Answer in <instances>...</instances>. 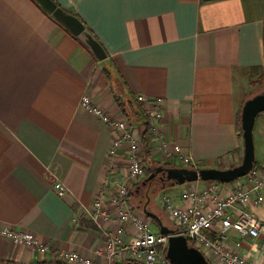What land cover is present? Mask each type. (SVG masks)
Instances as JSON below:
<instances>
[{"label": "crops", "instance_id": "0c3cea01", "mask_svg": "<svg viewBox=\"0 0 264 264\" xmlns=\"http://www.w3.org/2000/svg\"><path fill=\"white\" fill-rule=\"evenodd\" d=\"M53 1L83 24L105 58L34 0H0V226L34 233L53 250L43 259L0 237V264H66L55 254L60 249L102 263L94 251L116 225L97 226L81 213L127 174L128 161L124 151L108 158L116 133L81 109L84 96L126 119L119 101L130 113L135 101L161 100L162 130L190 153L195 168L227 169L243 155L238 114L245 101L238 84L264 68V0ZM262 115L254 128L258 166L264 163ZM144 146L148 169L166 166ZM58 181L69 190L64 197L54 189ZM142 181L132 202L158 192L152 203L161 212V196L185 207L193 203L182 199L185 191L202 192L211 183L177 188ZM238 184L248 178L219 186L229 193ZM251 210L264 219V206ZM227 244L264 264L260 241L231 232Z\"/></svg>", "mask_w": 264, "mask_h": 264}, {"label": "built area", "instance_id": "2783aa9c", "mask_svg": "<svg viewBox=\"0 0 264 264\" xmlns=\"http://www.w3.org/2000/svg\"><path fill=\"white\" fill-rule=\"evenodd\" d=\"M140 102L145 105V115L149 119L147 144L151 147V156L153 154L175 167L195 168L190 153L162 130L163 102ZM80 107L116 133L108 158L114 159L124 151L128 161L127 174L114 180L111 188L106 186L81 213L97 226L109 222L116 225L106 243L94 251L95 258L102 260L101 264H171L166 257L168 237L154 233L152 219L131 200L132 187L146 177L148 169L147 148L140 129L134 127L128 118L110 115L95 105L89 96L81 99ZM246 177L247 185L238 184L229 193L217 182H211L202 192L196 189L185 191L182 199L193 201L185 207L179 206L170 196L163 195L159 199L160 207L172 221L176 233L184 235L189 244L207 259L213 256V262L209 261L211 264H262L233 252L227 244L230 233L234 232L241 238L260 241L264 250V219L258 218L251 210L264 206V163ZM54 189L60 197L69 192L61 181L55 184ZM0 237L35 250L43 259H49L53 251L50 244L43 243L31 232L0 226ZM55 254L66 264H95L93 258L71 250L60 249Z\"/></svg>", "mask_w": 264, "mask_h": 264}, {"label": "water", "instance_id": "95a60500", "mask_svg": "<svg viewBox=\"0 0 264 264\" xmlns=\"http://www.w3.org/2000/svg\"><path fill=\"white\" fill-rule=\"evenodd\" d=\"M44 12L54 14L64 21L75 34L86 36L87 44L99 59L105 58L102 48L84 31L83 24L75 18L63 15V12L53 0H34ZM264 114V93H259L247 99L241 111V130L243 139V158L240 165L227 168H201L190 169L187 167H156L151 175L143 182L151 183L159 179L169 186H183L185 184L203 182H217L231 184L248 176L255 168L256 149L254 140V128L259 115ZM143 212L159 226V233L168 237V246L166 257L171 264H211L207 257L197 248L189 244L184 235H179L176 230L165 225L162 218L148 209L147 205L143 207ZM125 264H140L136 262H127Z\"/></svg>", "mask_w": 264, "mask_h": 264}, {"label": "rangeland", "instance_id": "374dc122", "mask_svg": "<svg viewBox=\"0 0 264 264\" xmlns=\"http://www.w3.org/2000/svg\"><path fill=\"white\" fill-rule=\"evenodd\" d=\"M251 73L252 74H250V75H246V76L242 77L241 80H240V83L238 84V90H239L240 94L243 95L244 101H246L247 99L253 97L256 94L264 93V72H263V70H261L259 73L258 72L255 73L254 71H252ZM261 117L263 118L264 115H262ZM147 149L150 150V148H147ZM150 157H151V155H150ZM242 158H243V155H242ZM242 158L240 159V161L238 163L233 164L231 167L240 165L241 162H242ZM147 160H149V156H148ZM151 160H152V158H151ZM156 183L158 184V182H156ZM177 188H181V187L179 186ZM132 193L135 195V186L132 187ZM157 194H158V192H156L152 196V199H151L152 201H155V198H156ZM152 201H151V203H152ZM151 203L149 204L148 209L150 211L158 213L160 215V217L162 218L164 224L169 226L170 228H173L174 227L173 223L169 219L167 214L164 213L163 211L162 212L159 211L158 208H156V206L154 205L155 204L154 202L152 203L153 206H152ZM134 204H135L136 207H139L140 209H143L144 203H142L141 206H139L140 204L138 202H135ZM152 223H153L152 231L154 233L158 234L159 233L158 224L154 220H152Z\"/></svg>", "mask_w": 264, "mask_h": 264}, {"label": "trees", "instance_id": "16d2710c", "mask_svg": "<svg viewBox=\"0 0 264 264\" xmlns=\"http://www.w3.org/2000/svg\"><path fill=\"white\" fill-rule=\"evenodd\" d=\"M263 72H264V68H263ZM119 101V100H118ZM135 105H136V108L133 112H130L128 113L125 109V105L122 104L120 101H119V106L123 109V112H124V115L128 117V119L132 122V119H134V121L140 126V131H141V135H142V140L144 143L147 144L148 142V128H149V119L147 118V116L145 115V105L143 103H141L140 101H135L134 102ZM244 104V103H243ZM243 107V106H242ZM241 111L239 112L238 114V129H239V132L240 134H242V130H241ZM133 123V122H132ZM134 124V123H133ZM166 166L165 167H169V168H172V167H175V166H172L170 164H165ZM235 167V166H234ZM258 167V164L255 163V168ZM187 168H190V169H201V168H194V167H187ZM232 168V167H231ZM218 169H224L222 167H218ZM153 169H147V172H146V177L143 179V182L151 175ZM153 182V181H152ZM151 182V183H152ZM203 182V181H202ZM223 184V183H222ZM156 192L154 191H150L146 198H143L141 199L138 203L140 204L139 206H141L142 203H144L143 207L145 205H147V207H149V204L151 203V199H152V196L155 194ZM133 197V193L131 195V199ZM150 202V203H149Z\"/></svg>", "mask_w": 264, "mask_h": 264}]
</instances>
